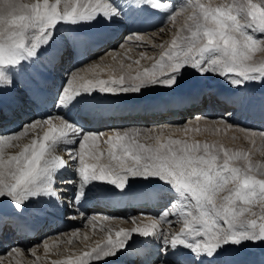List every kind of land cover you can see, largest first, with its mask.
<instances>
[{
  "label": "bare ground",
  "instance_id": "obj_1",
  "mask_svg": "<svg viewBox=\"0 0 264 264\" xmlns=\"http://www.w3.org/2000/svg\"><path fill=\"white\" fill-rule=\"evenodd\" d=\"M174 1L99 0L106 15L61 18L28 46L0 48V182L2 167L32 173L15 187L12 211L0 213L3 264H198L220 247L215 264H264L263 240L207 243L200 225L182 216L180 181L148 161L111 166L105 179L96 167L92 152H113L128 135L155 142L185 125L227 128L233 121L264 135V78L252 83L216 74L210 61L176 58L172 35L181 24L162 23ZM169 95L183 102L161 108ZM19 220L30 224L27 237L13 229Z\"/></svg>",
  "mask_w": 264,
  "mask_h": 264
},
{
  "label": "rangeland",
  "instance_id": "obj_2",
  "mask_svg": "<svg viewBox=\"0 0 264 264\" xmlns=\"http://www.w3.org/2000/svg\"><path fill=\"white\" fill-rule=\"evenodd\" d=\"M82 1L85 3V0H80V3ZM17 2L23 3L25 0H0V4ZM28 2L30 6L44 4V0ZM89 2L94 4L95 0ZM48 4L49 7L54 5L56 7L57 0H48ZM72 6H77L76 0H60L57 6L59 16L63 19ZM166 6L176 8H171L173 14L168 20L164 18L166 22L162 20V23L171 22L176 27L177 24H181L179 31L172 35L176 45L172 52L176 58L184 56L203 62L210 61L219 69L216 74L229 71L234 73V76L248 78L252 83H258L264 78V0H175L173 4L171 2ZM107 11L106 5L103 10L97 8L99 14ZM27 14L32 15L31 11ZM117 16L121 18V15ZM118 18L110 20L115 22L119 20ZM13 19H17V16L0 13V48L21 39L19 35L12 36L13 32H23L22 45L28 46L38 37L57 27L55 25L41 31V25L33 21L27 27L21 28L11 23ZM60 23L61 21L57 24ZM208 30L217 33L215 42L211 44L204 35ZM221 31L230 38L228 55L223 51L225 43L219 36ZM233 47L237 50L235 56L231 54ZM55 106L54 103L52 108ZM61 110L58 111L60 116L64 113ZM46 117L44 119H48L50 115ZM182 122L183 120L180 123ZM230 127L222 125L214 127L197 122L190 126L185 125L179 129L180 132L174 131V135L173 133L163 135L162 139V136H159L160 142L158 140L154 142L147 135L143 138L145 142L142 138L138 139L139 142L133 141L131 135H128L123 140H116V143L120 144L114 149L115 152L111 150L105 154L101 151L92 153L99 163L95 162L96 167L103 170L101 174L105 172L108 174L111 166L126 168L129 160L134 165L148 161L160 169L164 176L172 178L177 183L180 181L178 186L183 196L180 197L185 201L182 216H189L195 225H200V232L207 238L210 237L206 238L207 243L222 240L220 246L225 241L228 242L227 245L230 242L235 244L237 242V245L240 242L243 244L241 246L245 243L260 245L259 243L264 241V135H259L262 130L249 124L242 125L238 121L231 122ZM94 141L90 140L89 144H99L96 143L97 140ZM85 155L87 154L84 153L83 156ZM2 168L5 180L0 182V195H4L0 200L11 201L15 187L20 185V176H16V171L9 167ZM245 181L248 182L247 185ZM185 197L191 199L186 200ZM221 206L233 209L234 213L221 211L217 214L214 207ZM202 224H208L205 231Z\"/></svg>",
  "mask_w": 264,
  "mask_h": 264
},
{
  "label": "clouds",
  "instance_id": "obj_3",
  "mask_svg": "<svg viewBox=\"0 0 264 264\" xmlns=\"http://www.w3.org/2000/svg\"><path fill=\"white\" fill-rule=\"evenodd\" d=\"M29 11H31L32 15L27 14ZM0 13L4 15L11 13L17 16V19H13L11 23L21 28L27 27V25L30 22L35 21L41 25V31H43L47 25L53 24L56 20L55 15L52 14L53 10L50 9L48 6V0H44L43 6L39 4L30 6L28 0H25V2L23 3L17 2V3H12V4H0ZM213 19H216V17H213ZM217 22L222 23V21H217ZM11 35L12 36L19 35L21 39L17 40L16 43L22 46L23 32H20V33L13 32ZM204 35L208 38V42L211 44L215 42L217 33L211 30H208V31H205ZM219 36L222 40H224V43H225V48L223 49L224 54L228 55L227 48H228V43H229L230 38L226 37L223 31L219 33ZM236 53H237V50L235 47H233L231 54L235 56ZM247 183L248 182L245 181V185H247ZM201 195H203V193H201ZM214 210L217 212V214H220L221 211H223L224 213H234L233 209L228 208L226 206L214 207Z\"/></svg>",
  "mask_w": 264,
  "mask_h": 264
},
{
  "label": "snow or ice",
  "instance_id": "obj_4",
  "mask_svg": "<svg viewBox=\"0 0 264 264\" xmlns=\"http://www.w3.org/2000/svg\"><path fill=\"white\" fill-rule=\"evenodd\" d=\"M60 0H57V6L59 5ZM76 5L75 7H71L70 11L66 12V15L63 17V20L66 21H77V20H90L96 15L97 13V8L100 10H103V5L99 3V0H95V3H90L89 0H85V3H80V0H76ZM49 6V4H48ZM56 7H49L50 9L53 10V15H55L56 20L53 24L47 25L46 28L49 27H54L61 19V17L58 14V8ZM107 13H105L106 15ZM94 70V69H93ZM77 74L74 73L72 76V81L75 82L77 80ZM103 83V81H101ZM71 87V85H70ZM31 172H26L24 175L20 176L19 178V183L24 184L26 180L31 176ZM101 179H105L104 175L101 174ZM4 195H0L2 197ZM137 233H142L144 235L148 234V231L146 229H138ZM125 246V245H124ZM221 248V247H220ZM220 248H216L214 251L212 249H209L207 252L203 254V258L198 260V264H215L216 258L219 256V251ZM12 251V250H11ZM117 251L115 253L109 252L104 255V258L107 257H112L116 255ZM0 264H3V261H0Z\"/></svg>",
  "mask_w": 264,
  "mask_h": 264
},
{
  "label": "water",
  "instance_id": "obj_5",
  "mask_svg": "<svg viewBox=\"0 0 264 264\" xmlns=\"http://www.w3.org/2000/svg\"><path fill=\"white\" fill-rule=\"evenodd\" d=\"M4 60L2 57H0V64H3ZM200 76H202V74H200ZM183 87L184 89L187 87V83L184 82L183 83ZM12 203L10 201L7 200H1L0 201V213L2 214H9L12 211Z\"/></svg>",
  "mask_w": 264,
  "mask_h": 264
}]
</instances>
